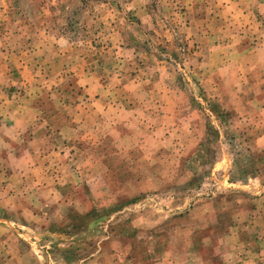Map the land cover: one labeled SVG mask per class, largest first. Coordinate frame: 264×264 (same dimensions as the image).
<instances>
[{
    "label": "rangeland",
    "instance_id": "1",
    "mask_svg": "<svg viewBox=\"0 0 264 264\" xmlns=\"http://www.w3.org/2000/svg\"><path fill=\"white\" fill-rule=\"evenodd\" d=\"M0 264H264V0H0Z\"/></svg>",
    "mask_w": 264,
    "mask_h": 264
}]
</instances>
